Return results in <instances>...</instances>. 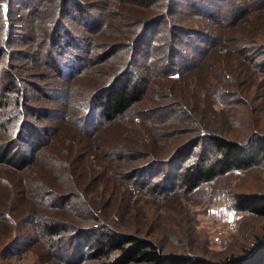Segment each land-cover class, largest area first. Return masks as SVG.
Returning a JSON list of instances; mask_svg holds the SVG:
<instances>
[{"label": "rangeland", "instance_id": "1", "mask_svg": "<svg viewBox=\"0 0 264 264\" xmlns=\"http://www.w3.org/2000/svg\"><path fill=\"white\" fill-rule=\"evenodd\" d=\"M130 73L142 99L102 122L94 95ZM203 133L264 136V0H0V264H102L106 227L240 254L264 215L234 200L264 195V160L183 191L201 146L176 153Z\"/></svg>", "mask_w": 264, "mask_h": 264}, {"label": "trees", "instance_id": "2", "mask_svg": "<svg viewBox=\"0 0 264 264\" xmlns=\"http://www.w3.org/2000/svg\"><path fill=\"white\" fill-rule=\"evenodd\" d=\"M3 11L2 19L7 23L5 24L7 27L10 8L7 7ZM194 34L198 37L195 32ZM209 41L215 42L212 38H209ZM197 49L203 51V54L207 52L206 49L203 50L200 47ZM170 59L171 55L167 53L158 56L157 61L169 63ZM187 65H189L188 61ZM164 66L169 67L166 64ZM183 66L184 69L187 68L184 64ZM167 74L179 76L176 71L168 70V68L164 70V74L161 76H167ZM146 86V81L131 73L115 78L93 97L98 99L100 120L104 123H110L121 117L132 105L142 99ZM197 146L201 147L197 153L196 161L183 167L177 177L178 185L183 191H191L201 183L210 182L230 169H240L252 165L258 160H264V136H257V133L251 135L247 143L229 140L216 134L203 133L193 141L186 142L176 155L179 154L180 158L184 156L188 158L189 155L187 154H190V148L192 150ZM211 151L213 154L208 155ZM19 160L17 159L18 162ZM233 208L258 216L264 215V195H239L234 200ZM109 228L102 229L99 238L93 243L97 252L93 255H98L96 258L109 259L113 252H117L114 257L102 264H264V236L257 237L253 244L245 248L240 254L220 260H210L200 256L164 253L149 239H142L135 234L119 233L112 227Z\"/></svg>", "mask_w": 264, "mask_h": 264}]
</instances>
